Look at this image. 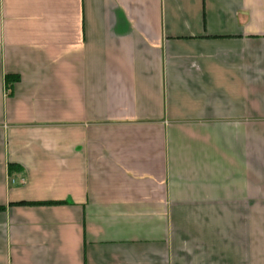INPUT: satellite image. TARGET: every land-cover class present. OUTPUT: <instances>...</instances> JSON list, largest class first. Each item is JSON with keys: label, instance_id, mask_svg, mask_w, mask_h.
Masks as SVG:
<instances>
[{"label": "crops", "instance_id": "crops-1", "mask_svg": "<svg viewBox=\"0 0 264 264\" xmlns=\"http://www.w3.org/2000/svg\"><path fill=\"white\" fill-rule=\"evenodd\" d=\"M0 264H264V0H0Z\"/></svg>", "mask_w": 264, "mask_h": 264}, {"label": "trees", "instance_id": "trees-1", "mask_svg": "<svg viewBox=\"0 0 264 264\" xmlns=\"http://www.w3.org/2000/svg\"><path fill=\"white\" fill-rule=\"evenodd\" d=\"M6 82L7 83H12L14 81H16L17 77H14V76H6ZM12 166L9 165L8 167V171H12ZM18 204H31V205H55V204H58L56 202H37V203H27V202H20Z\"/></svg>", "mask_w": 264, "mask_h": 264}]
</instances>
